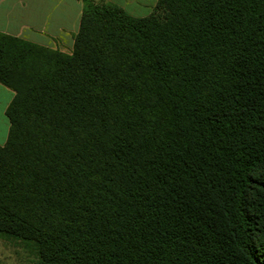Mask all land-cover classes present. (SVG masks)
Masks as SVG:
<instances>
[{
    "label": "trees",
    "instance_id": "obj_1",
    "mask_svg": "<svg viewBox=\"0 0 264 264\" xmlns=\"http://www.w3.org/2000/svg\"><path fill=\"white\" fill-rule=\"evenodd\" d=\"M72 51L0 32V235L28 264H264V0H82Z\"/></svg>",
    "mask_w": 264,
    "mask_h": 264
},
{
    "label": "crops",
    "instance_id": "obj_2",
    "mask_svg": "<svg viewBox=\"0 0 264 264\" xmlns=\"http://www.w3.org/2000/svg\"><path fill=\"white\" fill-rule=\"evenodd\" d=\"M97 1L117 5L134 16L130 12L138 13L145 0ZM82 10V0H0V32L50 48L58 45L67 50L73 45ZM13 94L0 83V145L7 139L9 123L5 109ZM9 254L13 257L8 264H28L30 261L26 252L11 249Z\"/></svg>",
    "mask_w": 264,
    "mask_h": 264
},
{
    "label": "rangeland",
    "instance_id": "obj_3",
    "mask_svg": "<svg viewBox=\"0 0 264 264\" xmlns=\"http://www.w3.org/2000/svg\"><path fill=\"white\" fill-rule=\"evenodd\" d=\"M154 4H155V0H145L143 2V5L140 6V8L138 9L139 10L138 13L135 14V13H132L130 11H128V12H130V14H132L136 17L157 15L159 13H158L156 4H155V6H154ZM83 7H84V4H83ZM72 47H73V45H72ZM72 47L67 49V50H64L57 45L56 48H53V49H58V50L63 51L65 53H70L72 51ZM8 129H9V126H8ZM12 240L14 242H12ZM11 249L26 252L29 255H30V251H34L32 246H30V244L28 242L19 241L18 239H13L10 237H5V236L0 235V264H8L9 262H11V259L13 257V254H11V255L9 254V252L11 253ZM30 259H31V256H30Z\"/></svg>",
    "mask_w": 264,
    "mask_h": 264
}]
</instances>
